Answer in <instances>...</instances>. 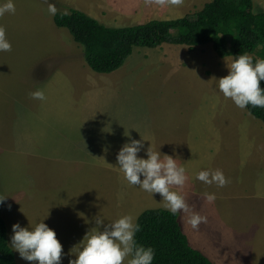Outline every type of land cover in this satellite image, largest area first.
Here are the masks:
<instances>
[{
    "label": "rangeland",
    "instance_id": "obj_1",
    "mask_svg": "<svg viewBox=\"0 0 264 264\" xmlns=\"http://www.w3.org/2000/svg\"><path fill=\"white\" fill-rule=\"evenodd\" d=\"M70 1L87 8L93 5L91 9L100 22L116 28L150 20H169L192 15L212 0H113V4L100 0L96 5L97 9L91 0ZM14 3L15 14L6 13L0 17V25L5 27L6 36L12 45L11 51L0 52V194L9 197L1 206V214L6 221L10 247L13 224L35 227L45 219L44 223L56 232L63 252L67 254L83 239L87 231L96 226L95 216L99 215L107 224L123 215L138 218L144 210L155 208L156 205L145 203L146 205L141 204L133 209L135 203H140L138 198L142 195L136 193L140 192L136 188L131 189L132 196L122 188L116 195L119 182L120 187H128L116 174L105 181V188L115 189L114 202L107 204L106 209L104 199L95 198L89 200L92 202H87L83 184L90 183L91 177L87 175L85 157H82L79 149L82 141L85 149H90V145L96 148L97 139L90 143L76 130L68 133H52L46 128V133L36 131L37 125L41 131L44 128L41 120L51 123L55 128L56 121L65 123L72 116L78 115L79 109L70 104L72 96L76 100L74 94L77 91L66 96V91L51 92L50 86L57 72L76 68L88 69V66L83 58V47L72 40L66 29L56 27L53 16L48 13L49 3L55 4L58 12L68 10L70 7L67 4L54 0H14ZM254 5L257 6L255 3ZM82 10L84 9L78 11L89 14L87 10ZM251 56L256 58L255 55ZM225 60L230 63L228 57L219 58L210 44L194 50L185 46L164 44L155 49L135 48L123 66L159 69L156 73L152 72L142 86L155 93V98L163 99H186L190 94L188 85L193 84L192 73L199 70L202 76L205 75L204 81H210L206 83L208 87L203 92L210 98L205 101H212L217 106L216 122L221 126L230 122L237 132L232 140L234 164L239 170L235 174V180H263L262 122L234 103L233 107L232 100L225 98L214 87L216 84L218 88V84L213 77L219 79L228 74ZM43 64L45 68L41 71L42 75L38 76ZM139 82L133 79L132 84ZM38 89L44 91L46 100L41 101L30 96L31 92ZM214 90L215 95L212 93ZM219 111L222 112L221 116L217 115ZM211 118L213 119V113ZM248 126L255 127L256 135ZM247 132L250 134L249 138H241L240 135ZM129 137L124 134L117 136V151L128 142ZM104 158L107 160L111 157ZM260 174L263 175L262 179L259 178ZM100 176L95 177L96 182ZM105 197L109 198L107 195ZM233 203L234 212L229 219L230 227L227 231L232 235L230 249L237 246V250L235 254L231 253L233 257L230 260L246 263L249 261V252L257 244L256 236L252 234L258 227L257 211L250 210L252 208L249 209L242 200ZM81 214L84 218H81ZM85 219L89 222L85 223ZM12 250L17 264H35L21 259ZM70 258L75 257L63 256L62 264H68Z\"/></svg>",
    "mask_w": 264,
    "mask_h": 264
},
{
    "label": "crops",
    "instance_id": "obj_2",
    "mask_svg": "<svg viewBox=\"0 0 264 264\" xmlns=\"http://www.w3.org/2000/svg\"><path fill=\"white\" fill-rule=\"evenodd\" d=\"M54 1L63 2L71 9H84L82 10L84 12L87 10L89 13L87 15L100 22L99 17L91 9L93 5L87 8V6H77L70 0ZM91 1L95 4L94 7L100 2V0ZM253 1L264 10V0ZM105 2L113 4V0H105ZM108 8L111 9V6ZM44 68L45 65H41L38 76L42 75L41 71ZM157 70L159 69L123 66L109 74L95 73L89 67L57 72L54 82H51L50 90L60 93L66 91V96L77 91L74 94L76 100L72 96L70 104L79 109L78 115L72 116L70 121L65 123L56 121L55 128L51 123L41 120L40 122H44V128L41 131L40 126L37 125L36 131L46 133L50 130L52 133L62 131L68 133L76 130L90 143L97 139L96 148L90 145V149H85L82 141L79 151L82 157H85L87 175L91 177L90 183L83 184L84 197L88 198L87 202H92L89 200L95 198L104 199V207L114 202L115 194L113 187L105 188V181L116 174L119 180L123 179V184L128 186L120 187L119 182L116 195L121 188L130 196L133 195V188L140 191L136 193L142 195L138 198L140 203H135L133 209L138 205L150 203L156 205L151 209L166 210L159 194L152 195L138 186L129 185L123 173L112 167L117 166L118 151L115 144L117 136L129 132L131 139L144 140L145 149L152 145L153 151L177 157V163L186 169L187 180L183 188L173 186L172 190L179 191L193 211L207 218L206 223H201L198 229H193L188 223L189 214L183 212L177 214L189 245L202 253L212 264H264V179L253 182L241 178H238V181L235 180L239 170L234 164L232 140L237 132L230 122H227L225 126L216 122L215 108L217 106H214L215 103L212 101H205L210 98L203 92L208 87L206 83L210 81H204L205 75L202 76L197 70L192 73L193 84L188 85L190 94L186 99L155 98L156 94L142 85L148 80V76L152 75V72L156 73ZM133 79L140 82L132 84ZM214 87L218 92L216 84ZM216 90L212 92L214 95ZM232 106L234 107L233 101ZM212 108L215 111L211 110ZM228 110L225 112L226 116ZM221 114V111L217 113L218 116ZM242 114L245 115L244 112ZM105 127H110L111 132H104ZM248 129L256 135L254 126H248ZM211 131L214 132L211 133ZM240 136L248 139L250 134L247 132ZM261 139L263 145L261 159L264 161V134L261 135ZM105 148L107 152L104 151ZM107 156L111 158L106 160L104 157ZM139 156L147 158L144 151H141ZM217 169L221 170L229 181L223 187H218L216 184L208 185L196 179L197 173L201 170L215 171ZM99 175L101 176L96 182L95 177ZM262 177L263 175L260 174L259 178L262 179ZM206 193H214L215 201L209 203L205 199ZM236 200L244 201L249 209L252 208L250 210L257 211L258 227L252 232L256 236L257 244L249 252V261L246 263L230 260L233 257L231 253L235 254L237 250V246L230 249L229 241L232 235H229L227 231L230 227L229 219L234 212L233 202Z\"/></svg>",
    "mask_w": 264,
    "mask_h": 264
},
{
    "label": "clouds",
    "instance_id": "obj_3",
    "mask_svg": "<svg viewBox=\"0 0 264 264\" xmlns=\"http://www.w3.org/2000/svg\"><path fill=\"white\" fill-rule=\"evenodd\" d=\"M14 0H0V17L6 13L15 14ZM58 9L55 4H48V13L55 16ZM65 9L62 15H69ZM12 45L6 36V29L0 25V52L11 51ZM230 63L225 60L228 74L216 79L219 91L225 98L244 110L249 105L252 108H264V59L253 57L248 53L236 56L228 55ZM33 99L44 101L46 96L42 89L30 93ZM251 114V113H249ZM105 129H108L105 131ZM104 132L110 133V127ZM129 137V133L125 135ZM144 140H135L129 137L116 156L117 166H112L123 173L129 185L138 186L149 194H159L164 207L173 216L183 212L189 214L188 223L193 229H198L207 218L193 211L186 203L179 191L172 190L173 186L183 188L186 183V169L177 163V157L153 151L152 145L145 149ZM107 152V148L104 149ZM145 152L146 159L139 156ZM196 179L211 185L223 187L229 181L219 169L215 171L201 170ZM9 197L0 194V206H3ZM214 193H206L205 199L212 203L215 201ZM10 210V205L8 206ZM81 218L83 214H81ZM47 219V218H46ZM45 220V219H44ZM43 221L35 227H22L20 223L12 225L11 248L17 252L21 259L35 264H62V257L67 255L75 257L69 259L68 264H152L155 250L137 243L136 234L141 231V225L132 215H123L120 218L104 223L99 215L94 217L95 227L86 232L83 239L74 245L69 253L63 252V246L57 239V234ZM85 219V223H88Z\"/></svg>",
    "mask_w": 264,
    "mask_h": 264
},
{
    "label": "trees",
    "instance_id": "obj_4",
    "mask_svg": "<svg viewBox=\"0 0 264 264\" xmlns=\"http://www.w3.org/2000/svg\"><path fill=\"white\" fill-rule=\"evenodd\" d=\"M67 11L69 15L57 12L53 22L83 47L85 63L98 74L121 68L135 48L155 49L164 44L189 50L210 44L219 58L246 52L256 56L253 62L264 59V10L255 6L253 0H212L192 15L116 28L81 11ZM260 86L264 88V81ZM246 110L264 125V108L249 105ZM137 222L141 225L135 237L137 243L155 250L152 264H212L189 245L178 215L150 209L143 211ZM7 231L0 206V264H17Z\"/></svg>",
    "mask_w": 264,
    "mask_h": 264
}]
</instances>
